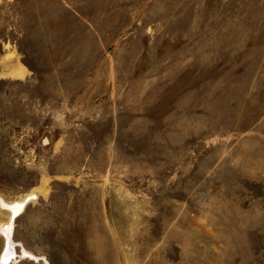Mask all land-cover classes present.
<instances>
[{"label":"rangeland","instance_id":"374dc122","mask_svg":"<svg viewBox=\"0 0 264 264\" xmlns=\"http://www.w3.org/2000/svg\"><path fill=\"white\" fill-rule=\"evenodd\" d=\"M0 264H264V0H0Z\"/></svg>","mask_w":264,"mask_h":264},{"label":"bare ground","instance_id":"6f19581e","mask_svg":"<svg viewBox=\"0 0 264 264\" xmlns=\"http://www.w3.org/2000/svg\"><path fill=\"white\" fill-rule=\"evenodd\" d=\"M22 206H23V204H19L18 205V208H16V210L15 211H18V210H20L21 208H22ZM9 231V230H8ZM8 233V232H7ZM14 252V251H13ZM11 256V252H7L6 254H5V258H4V261H8L9 260V258H12V257H10Z\"/></svg>","mask_w":264,"mask_h":264}]
</instances>
